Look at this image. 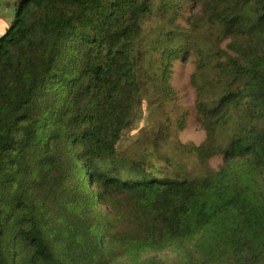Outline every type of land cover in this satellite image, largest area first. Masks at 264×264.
Listing matches in <instances>:
<instances>
[{
	"label": "trees",
	"instance_id": "trees-1",
	"mask_svg": "<svg viewBox=\"0 0 264 264\" xmlns=\"http://www.w3.org/2000/svg\"><path fill=\"white\" fill-rule=\"evenodd\" d=\"M8 6L0 264H264V0ZM190 59L206 138L180 147L198 169L128 158L118 143L145 101L179 112L174 69Z\"/></svg>",
	"mask_w": 264,
	"mask_h": 264
},
{
	"label": "rangeland",
	"instance_id": "rangeland-1",
	"mask_svg": "<svg viewBox=\"0 0 264 264\" xmlns=\"http://www.w3.org/2000/svg\"><path fill=\"white\" fill-rule=\"evenodd\" d=\"M193 13L192 9L182 12L178 23L187 26V21ZM14 12L12 13V16ZM160 24L159 16L154 14L148 17L144 25L146 33L149 28ZM195 70V62L190 60L180 61L175 65L172 84L177 92L179 112L175 110L171 118L169 111L164 113L150 107L145 101L138 112L134 125L127 129L118 143V149L128 158L140 159L155 165L161 171L172 173L180 169H198V159L194 153L185 152L180 144L191 146L199 145L206 138L197 110L195 108V89L191 84V75ZM171 110V106L168 107ZM180 113L186 115V125L183 129L175 128L176 119ZM156 123V129L154 124ZM163 124L164 132L168 137H158L157 128ZM162 127V125H161ZM164 135V134H163ZM223 162V156L218 155L210 160V166L218 168ZM164 256V254L160 255Z\"/></svg>",
	"mask_w": 264,
	"mask_h": 264
},
{
	"label": "crops",
	"instance_id": "crops-1",
	"mask_svg": "<svg viewBox=\"0 0 264 264\" xmlns=\"http://www.w3.org/2000/svg\"><path fill=\"white\" fill-rule=\"evenodd\" d=\"M9 0H0V35H2L9 26L13 16V11L8 6Z\"/></svg>",
	"mask_w": 264,
	"mask_h": 264
}]
</instances>
